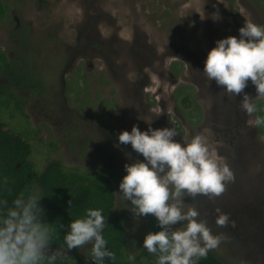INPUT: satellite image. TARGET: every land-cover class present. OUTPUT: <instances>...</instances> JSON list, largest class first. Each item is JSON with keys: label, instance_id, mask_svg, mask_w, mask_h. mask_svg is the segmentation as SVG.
<instances>
[{"label": "rangeland", "instance_id": "1", "mask_svg": "<svg viewBox=\"0 0 264 264\" xmlns=\"http://www.w3.org/2000/svg\"><path fill=\"white\" fill-rule=\"evenodd\" d=\"M0 1V52L15 73L0 70V86L10 84L26 102L36 170L49 159L80 171L102 168L117 192L123 165L143 159L117 144L118 132L134 124L172 127L181 143L199 133L234 179L211 199L183 197L185 210L195 208L213 234L228 238L209 250L223 264H264V135L250 123L254 114L241 111L239 94L225 93L200 73L214 41L237 36L243 21L264 24V0ZM177 87L199 107H182ZM242 91L256 95L251 82ZM11 108L0 107V118L25 128ZM127 205L115 193L127 251L136 254L130 242L139 248L151 215L135 218ZM216 208L229 214L230 226L214 223ZM65 255L85 264L88 254L73 248Z\"/></svg>", "mask_w": 264, "mask_h": 264}, {"label": "clouds", "instance_id": "2", "mask_svg": "<svg viewBox=\"0 0 264 264\" xmlns=\"http://www.w3.org/2000/svg\"><path fill=\"white\" fill-rule=\"evenodd\" d=\"M237 33L214 41L200 73L225 93L239 94L241 111L246 115L259 112L250 123L264 126V106L258 109L255 102L264 101V24L246 20ZM157 79L153 74V80ZM247 82L254 85L255 97L242 91ZM176 135L172 127L139 130L135 124L130 131L116 134L117 144L130 145L143 158L123 165L125 174L114 193L128 202L133 217L150 214L154 218L158 230L145 233L139 248L130 242L136 251L152 254L154 264H197L228 239L224 233L213 234L205 220L197 219L195 208L185 210L182 198L220 195L234 179L233 172L201 134L182 143L173 139ZM43 196L38 187H29L10 200L0 197V264H62L66 250L73 248L87 252L92 264H104L105 258L113 257L106 247L105 215L100 208H86L66 226L54 227L42 219L44 211L38 201ZM214 211L217 226L232 224L228 213L219 208ZM58 227H66L62 237ZM126 258L132 262L134 252Z\"/></svg>", "mask_w": 264, "mask_h": 264}, {"label": "trees", "instance_id": "3", "mask_svg": "<svg viewBox=\"0 0 264 264\" xmlns=\"http://www.w3.org/2000/svg\"><path fill=\"white\" fill-rule=\"evenodd\" d=\"M3 12L4 6L0 2V15H3ZM175 65L171 69L174 75L177 74ZM0 70L11 78L15 77L6 55L2 52H0ZM183 89L177 87L174 97L177 99L182 96L180 103L186 108L193 103L190 92H184ZM255 102L258 109L264 106V101ZM25 103V100L11 90L10 84L0 86V107L7 108L12 105L11 113H16L18 122L23 123L25 127L19 130L0 118V197L10 200L19 190L38 187L44 195L38 201L44 211L42 219L48 223L53 222L54 227L57 224L66 226L69 220L82 216L86 208H100L105 215L106 226L103 235L107 241L106 247L113 253L111 259H104V264H154L153 255L144 250L137 252L132 262L126 258L127 240L122 218L114 212L115 193L111 183V173L102 168L87 171L66 168L58 159L47 160L40 171L35 169L31 160L33 147L29 132L26 130L28 115L23 110ZM193 107L199 106L194 103ZM253 114L255 116L259 112ZM257 130L259 135H264V126L257 127ZM157 230L154 218L147 217L146 233ZM57 231L62 237L66 227H58ZM56 242L59 243V240ZM62 264H83V261L78 255H72L65 257ZM85 264H92L88 255ZM197 264L223 263L208 251L207 256L199 259Z\"/></svg>", "mask_w": 264, "mask_h": 264}, {"label": "flooded vegetation", "instance_id": "4", "mask_svg": "<svg viewBox=\"0 0 264 264\" xmlns=\"http://www.w3.org/2000/svg\"><path fill=\"white\" fill-rule=\"evenodd\" d=\"M1 2V1H0ZM3 53V52H2ZM5 54V53H4ZM6 59L8 60L7 56H6Z\"/></svg>", "mask_w": 264, "mask_h": 264}]
</instances>
